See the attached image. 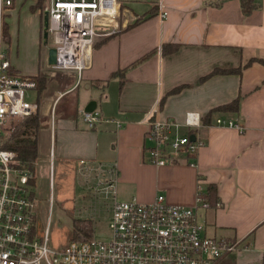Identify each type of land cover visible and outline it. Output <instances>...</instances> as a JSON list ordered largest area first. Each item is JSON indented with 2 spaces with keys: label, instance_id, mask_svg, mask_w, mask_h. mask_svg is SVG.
Listing matches in <instances>:
<instances>
[{
  "label": "crops",
  "instance_id": "0c3cea01",
  "mask_svg": "<svg viewBox=\"0 0 264 264\" xmlns=\"http://www.w3.org/2000/svg\"><path fill=\"white\" fill-rule=\"evenodd\" d=\"M118 2L111 21H97L98 36L80 74L48 64L43 10L32 0H13L9 8L12 67L46 80L30 100L38 104V124L50 123V166L63 178L80 176L90 195L108 178L97 166L114 165L109 213L114 198L147 203L163 195L168 203L192 207L198 185L205 195L212 187V201L198 209L206 234L237 244L228 253L234 264H264V65L256 60L264 61V0H256L260 7L249 15L239 0ZM169 44L177 49L163 52ZM237 67L240 73L207 76ZM121 70L123 77L116 74ZM176 86L181 89L169 94ZM236 98L237 110H214ZM90 101L101 118L93 128L82 118ZM152 109L177 123L189 111L199 114L203 127L195 132L204 145L193 164L184 154L164 166L142 161V119ZM216 119L232 125H216Z\"/></svg>",
  "mask_w": 264,
  "mask_h": 264
},
{
  "label": "built area",
  "instance_id": "2783aa9c",
  "mask_svg": "<svg viewBox=\"0 0 264 264\" xmlns=\"http://www.w3.org/2000/svg\"><path fill=\"white\" fill-rule=\"evenodd\" d=\"M43 1L48 16L47 43L56 52V63L51 67L80 74L98 36L97 21H111L117 14L118 0ZM12 5L13 0H0V264H213L235 251V242L206 234L198 209L206 208L208 202L200 185L192 207L168 203L163 195L147 203L114 198L106 239L93 234L51 247L47 229L38 234L33 171L22 167L17 151L2 147L15 127L36 116L38 110L28 93L35 88L34 79L15 70L2 47L1 15ZM112 30L107 26V33ZM82 118L89 128L101 120L96 111L83 112ZM142 122L144 163L164 166L184 154L193 164L204 145L195 132L203 127L197 112H187L184 122L177 123L157 118L152 109ZM215 124L232 125L222 119H216ZM181 127L188 132L179 134ZM97 170L107 173L103 189L114 196L115 166L99 164Z\"/></svg>",
  "mask_w": 264,
  "mask_h": 264
},
{
  "label": "rangeland",
  "instance_id": "374dc122",
  "mask_svg": "<svg viewBox=\"0 0 264 264\" xmlns=\"http://www.w3.org/2000/svg\"><path fill=\"white\" fill-rule=\"evenodd\" d=\"M32 1L42 12L44 1ZM12 7L13 5L10 8ZM23 11L24 8L21 9V12ZM8 12L9 9L2 12L1 30L3 22H7ZM2 41H4L3 36ZM2 47L8 57L15 56V49L13 50V47H11L9 52V44L7 45L5 42H2ZM28 93L29 98L32 99L36 95V90L31 89ZM49 125V122L42 125L39 123L37 130L32 127L29 128V133L35 134L36 137L38 131L41 133L38 137V157L34 162V184L32 186L36 203V226L38 234L42 235L43 231L47 229L48 244L51 247H61L70 239H82L87 237L79 236L76 238L73 235L72 219L75 218L90 219L92 222L93 234L101 239L108 238L110 235L108 229L110 215L108 202L111 198V194L106 193L104 189H102V186H100L101 189L99 192L89 195L85 188V182L80 176L77 175L74 177L71 174V176L69 175L63 178L58 173L56 167L53 168V166H50L48 156ZM219 262L234 264L232 254L222 256Z\"/></svg>",
  "mask_w": 264,
  "mask_h": 264
},
{
  "label": "trees",
  "instance_id": "16d2710c",
  "mask_svg": "<svg viewBox=\"0 0 264 264\" xmlns=\"http://www.w3.org/2000/svg\"><path fill=\"white\" fill-rule=\"evenodd\" d=\"M239 5L241 8V11L244 15H249L252 11L258 9L260 7L259 3L256 2V0H239ZM2 36H3V42L5 44H9L10 38H9V32H8V24L6 21L3 22L2 27ZM177 49L176 44H169L167 46H163L162 50L163 52H173ZM149 55V54H148ZM148 55H145L142 57L139 61L145 59ZM261 64L264 65V61L261 59H256ZM125 70H121L117 72V75H120L123 77ZM241 68H229V69H218L215 68L212 70L207 76L211 74L216 73H240ZM35 81V88H37L40 92L45 87V78L44 77H37V76H31ZM205 77H202L204 79ZM181 89V86H176L173 89L169 91V94L175 93ZM163 101V100H162ZM239 98L234 99L232 102L219 106L215 108L214 110H232L235 111L238 108ZM32 127L37 130L38 128V120L35 117L31 119H27L24 122L18 124L14 131L12 132L10 138L8 141L2 145L3 148L12 149L19 153L21 165L22 167L28 168L29 170L33 171L35 170L34 162L37 160L38 157V143L36 135L29 133V128ZM31 182L34 184L33 179ZM204 197L208 204L212 201L213 197V188L208 187L206 195L204 194ZM72 231L73 235L77 238L79 236H87L90 237L93 234V228H92V222L90 219H72ZM217 259L213 264H233L229 262H219L220 259Z\"/></svg>",
  "mask_w": 264,
  "mask_h": 264
},
{
  "label": "water",
  "instance_id": "95a60500",
  "mask_svg": "<svg viewBox=\"0 0 264 264\" xmlns=\"http://www.w3.org/2000/svg\"><path fill=\"white\" fill-rule=\"evenodd\" d=\"M47 21H48L47 12L44 11L43 20H42V39H43V44L44 45H47V38H48ZM55 63H56V52H55V49L53 47H49V49H48V64L49 65H54ZM94 107H95V102L94 101H90L87 104L86 111L87 112L93 111ZM190 138L193 139L194 138V134H191Z\"/></svg>",
  "mask_w": 264,
  "mask_h": 264
}]
</instances>
